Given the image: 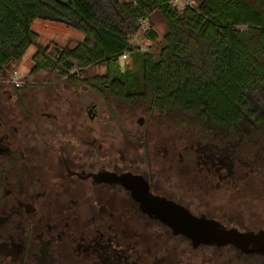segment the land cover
I'll list each match as a JSON object with an SVG mask.
<instances>
[{
	"label": "flooded vegetation",
	"instance_id": "af4514ba",
	"mask_svg": "<svg viewBox=\"0 0 264 264\" xmlns=\"http://www.w3.org/2000/svg\"><path fill=\"white\" fill-rule=\"evenodd\" d=\"M73 74L0 83V264H264V248L193 244L138 200L264 232L263 130H179L180 113Z\"/></svg>",
	"mask_w": 264,
	"mask_h": 264
},
{
	"label": "trees",
	"instance_id": "16d2710c",
	"mask_svg": "<svg viewBox=\"0 0 264 264\" xmlns=\"http://www.w3.org/2000/svg\"><path fill=\"white\" fill-rule=\"evenodd\" d=\"M193 2L179 10L170 0H0V78L37 45L31 24L54 20L82 37L72 46L36 48L29 75L50 70L65 76L76 69L82 76L87 67L103 66L101 76L86 80L94 88L105 85V97L117 95L109 83H118L119 95L137 92L162 112L230 131L235 143L256 138L264 132V0ZM153 14L165 25L160 42ZM139 19L147 20L141 35L157 46L156 54L130 44ZM124 51L132 68L121 71Z\"/></svg>",
	"mask_w": 264,
	"mask_h": 264
},
{
	"label": "rangeland",
	"instance_id": "374dc122",
	"mask_svg": "<svg viewBox=\"0 0 264 264\" xmlns=\"http://www.w3.org/2000/svg\"><path fill=\"white\" fill-rule=\"evenodd\" d=\"M193 4H194L193 0H178L177 8L181 10V8H183L184 6L193 5ZM154 24H155V30L159 35L157 41L160 42L161 36L165 33V25L162 22V19L158 15H155L154 17ZM30 30L36 33L39 37L37 45L29 47L25 55L18 62H14L9 66L8 71L0 78L1 84L9 83V85H11L10 81L12 79L11 77L13 72H17V74L21 77L23 83L31 81L33 79V77H30L28 72L31 67L30 58L32 54L36 51V48L43 50V48L45 47L48 46L51 47V44L54 43L60 46H65V45L72 46L75 44L76 41H78L82 37L80 32L76 28L71 26H65L60 22L49 19H39L34 21L30 26ZM133 44L136 46H140L141 47L140 50L143 53L145 52H149L153 54L157 53V49H158L157 46L149 41L145 42V40L142 41V39L140 38H135ZM127 64L128 62L125 64V66H127ZM104 70L105 67L103 66L87 67L85 68L84 74L76 79L89 78L94 75H100L104 73ZM174 127L178 128L179 130H184L186 132L196 131L195 129L197 128L216 134L218 133L220 134V131H222L221 132L222 134L227 132L226 134L232 138L233 142H235L234 141L235 138L232 136V133L230 131L223 128H217L214 125L212 126L205 124L200 119L199 121H197L193 118H190V116L186 117V119L185 118L182 119V121L179 123H174ZM233 150H234V154H236L235 146ZM254 159H256V157Z\"/></svg>",
	"mask_w": 264,
	"mask_h": 264
},
{
	"label": "water",
	"instance_id": "95a60500",
	"mask_svg": "<svg viewBox=\"0 0 264 264\" xmlns=\"http://www.w3.org/2000/svg\"><path fill=\"white\" fill-rule=\"evenodd\" d=\"M131 57V55H130ZM141 206L149 216L167 225L174 234H181L193 244L226 246L232 245L242 251L248 247L255 251L264 248V232L240 233L235 229L226 230L212 220L197 218L183 208L161 199H151L147 196L138 198Z\"/></svg>",
	"mask_w": 264,
	"mask_h": 264
},
{
	"label": "built area",
	"instance_id": "2783aa9c",
	"mask_svg": "<svg viewBox=\"0 0 264 264\" xmlns=\"http://www.w3.org/2000/svg\"><path fill=\"white\" fill-rule=\"evenodd\" d=\"M120 1L124 2L126 0H120ZM170 1H171V4L177 8V6H178L177 5L178 4V0H170ZM177 9H179V8H177ZM146 22H147L146 19H139L138 20V23H139V27L140 28L138 30V33L132 38L130 44H133V41H134L135 38H140V39H142V41H144V38H143V36L141 34L145 30H147V24H146ZM145 42H147V41H145ZM128 59H129V53L127 51H124L120 55V57L118 58L119 67H121V68L124 67V65L126 64V62L128 61ZM11 78H12L11 80L14 83H17V82H20V78L21 77L17 74V72H13Z\"/></svg>",
	"mask_w": 264,
	"mask_h": 264
},
{
	"label": "crops",
	"instance_id": "0c3cea01",
	"mask_svg": "<svg viewBox=\"0 0 264 264\" xmlns=\"http://www.w3.org/2000/svg\"><path fill=\"white\" fill-rule=\"evenodd\" d=\"M155 14V13H154ZM154 14L151 16V20L153 21L154 20ZM154 22V21H153Z\"/></svg>",
	"mask_w": 264,
	"mask_h": 264
}]
</instances>
